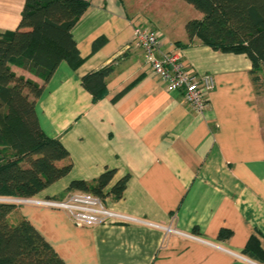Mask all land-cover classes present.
<instances>
[{
  "label": "crops",
  "instance_id": "crops-1",
  "mask_svg": "<svg viewBox=\"0 0 264 264\" xmlns=\"http://www.w3.org/2000/svg\"><path fill=\"white\" fill-rule=\"evenodd\" d=\"M25 3L0 0V33L17 29ZM202 19L183 0H92L72 30L84 60L77 69L63 62L45 82L11 66L44 86L41 128L73 163L35 198L64 200L71 182L94 184L107 170L116 171L108 190L129 177L120 201H104L135 222L78 228L65 212L18 206L13 219H27L66 264H263L244 251L254 239L264 252V70L255 83L246 55L190 41L187 23ZM139 29L160 35L161 52L178 49L191 73L212 77L204 114L153 73ZM120 56L94 102L83 77Z\"/></svg>",
  "mask_w": 264,
  "mask_h": 264
},
{
  "label": "trees",
  "instance_id": "trees-1",
  "mask_svg": "<svg viewBox=\"0 0 264 264\" xmlns=\"http://www.w3.org/2000/svg\"><path fill=\"white\" fill-rule=\"evenodd\" d=\"M91 1L26 0L17 29L0 33V197L35 198L73 169L68 149L41 128L36 106L44 86L17 76L11 66L21 67L45 82L63 62L77 69L84 60L72 30ZM183 1L203 14L202 20L187 23L190 41L198 38L215 51L246 55L252 63L253 81L258 83L264 70V0ZM100 46L102 43L95 45L94 51ZM120 58L83 77L82 85L94 102L106 96V80ZM115 174V170H107L94 184L73 181L68 191L120 201L129 177L108 190ZM17 209L13 203L0 204V264H66L27 219H13ZM230 236L229 231L221 233L223 239ZM244 253L264 264V252L254 239Z\"/></svg>",
  "mask_w": 264,
  "mask_h": 264
},
{
  "label": "built area",
  "instance_id": "built-area-1",
  "mask_svg": "<svg viewBox=\"0 0 264 264\" xmlns=\"http://www.w3.org/2000/svg\"><path fill=\"white\" fill-rule=\"evenodd\" d=\"M135 36L137 45L143 49L146 62L153 73L167 84L169 91L180 93L184 102L195 113L204 114L207 109V96L213 89L212 77H200L187 70L178 49L161 52V39L157 32L139 29ZM1 203H13L18 206L28 204L62 211L78 228H92L100 225L125 224L136 221L107 207L102 198L92 193L74 192L64 200L0 197ZM165 230L168 233L181 235L180 232L170 228Z\"/></svg>",
  "mask_w": 264,
  "mask_h": 264
},
{
  "label": "rangeland",
  "instance_id": "rangeland-1",
  "mask_svg": "<svg viewBox=\"0 0 264 264\" xmlns=\"http://www.w3.org/2000/svg\"><path fill=\"white\" fill-rule=\"evenodd\" d=\"M190 7V6H189ZM190 8H192V7H190ZM192 10H194L193 8H192ZM196 12V11H195Z\"/></svg>",
  "mask_w": 264,
  "mask_h": 264
}]
</instances>
